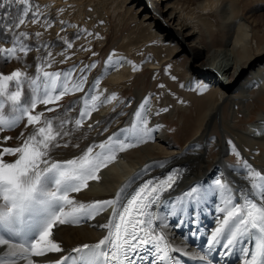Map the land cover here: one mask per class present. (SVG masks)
I'll use <instances>...</instances> for the list:
<instances>
[{
	"label": "snow or ice",
	"instance_id": "snow-or-ice-1",
	"mask_svg": "<svg viewBox=\"0 0 264 264\" xmlns=\"http://www.w3.org/2000/svg\"><path fill=\"white\" fill-rule=\"evenodd\" d=\"M13 2L15 0H4L0 8ZM22 2L27 4L28 0ZM27 11L25 9V13ZM24 22L20 18L15 26ZM68 47L72 45L69 43ZM20 50L27 54L26 46L21 45ZM15 56V47H0V57L5 61ZM111 61L110 56L106 64L111 66ZM133 70H136L135 66ZM10 85L16 90L11 91ZM83 86V78L74 81L71 72L50 73L38 69L36 77H29L19 69L7 75L0 73V132L16 128L25 118V127L34 126L30 135L25 137L21 133L19 146L0 149V264H36L35 257L62 252L61 245L53 239L54 227L94 218L109 207L111 216L107 223L99 225L106 234L94 244L73 248L75 255L61 256L55 264H142L148 257L152 258L149 264H180L173 253L190 256L198 264H213L209 254L215 252L221 258L236 255L238 264H264V173L247 162L244 167L251 190L242 192L238 201L233 199L230 185L218 178L208 189L191 187L177 201L167 202L171 204L168 215L180 216L174 227L188 224L191 236L196 238L200 233L196 207L209 192L219 191L223 195V206L216 209L219 215L215 227L202 237L205 246L200 250L201 254L176 247L167 232L169 225L163 222L157 225L161 217L153 211L164 204L165 193L173 189L182 169H171L165 176H153L137 187H132L136 180L133 176L111 199L92 203L77 201L71 194L88 188L89 181L99 180L101 169L115 161L118 153L147 142L153 131L142 111L147 104L145 98L135 119L128 128L121 129L119 135H110L98 145L88 146L79 156L54 160L51 155L54 149L69 146L58 143L62 136L70 134L64 130L67 121L60 119L55 123L57 118L35 110L38 105L55 104L69 92H80ZM199 90L206 91V86ZM98 102L99 96H91L90 102L84 101L80 119L75 120L76 128L91 115ZM45 111L51 113L56 109L46 107ZM8 139L10 137H3L4 141ZM7 156L15 158L8 161ZM164 163L159 166L164 167ZM147 168L146 165L145 171ZM185 211H189L186 220L182 216Z\"/></svg>",
	"mask_w": 264,
	"mask_h": 264
},
{
	"label": "bare ground",
	"instance_id": "bare-ground-1",
	"mask_svg": "<svg viewBox=\"0 0 264 264\" xmlns=\"http://www.w3.org/2000/svg\"><path fill=\"white\" fill-rule=\"evenodd\" d=\"M173 1L176 0H127L124 3L129 2L132 8L136 9L140 17L138 25H144L149 29L148 33L142 36V42L147 46L150 45L151 41L148 40L151 38L160 42V44L156 42L152 44L158 62L154 59L150 65L159 68L166 58L161 53V45L173 44L170 46L171 53H183L190 58L185 68V88L203 83L212 90L201 114L198 116L199 112H196L198 117H195L198 120L194 136L186 142L184 148L175 145L165 132L166 123L157 120L159 111L153 100L155 94L151 97L147 96V104L142 111L148 121V127L153 129L152 138L143 144H138L144 146L140 151L133 152L134 157L125 153L129 149L118 153L115 161L101 169L98 174L99 180L89 181L88 188L71 195L83 203L111 199L133 176L136 180L132 187H135L138 182L148 177L165 176L171 169H182V174L173 189L165 193L164 204L154 208L153 211L161 217V220L156 222L157 225L161 222L169 225L167 232L172 243L176 247L187 248L191 253L196 242L204 241L202 237L214 229L216 217L219 215L216 209L223 206V195L219 191L209 192L205 200L196 207L195 215L200 221V233L196 238L191 236L188 224L181 228L174 227L179 222L180 216L168 215L171 211V204L167 202L177 201L185 192L190 191L191 187L208 189L218 178L230 185L231 195L234 200L238 201L242 192L251 190L250 181L246 179L247 169L244 163L247 162L253 169L264 173V107L257 113L256 120L246 124L247 126L244 124L245 128L236 127L234 120L221 122V140L216 135L212 137L216 142L217 155L208 159L206 153L212 123L220 114L222 116L224 105H228L233 115L238 111H249L247 101L251 100L253 90L264 96V39H260L261 41L256 39L259 32L264 34V2L256 3L254 7L251 5L252 8L250 7L249 10H241L239 7L236 10L231 6L232 1L239 6L240 3L243 4L249 0H229L227 2H224L225 0H198L197 13L204 15L206 12L215 11L221 32H223L224 41L220 46L209 49L201 43L200 31L192 22L193 18L197 17H192V13H183V9L175 7ZM129 9H131L130 6ZM196 21L201 22L199 18ZM202 25L204 27L203 23ZM206 31L208 32V29ZM212 45L208 44V46ZM110 56L112 57L111 66L106 64ZM110 56L106 58L105 64L99 70H97V64L91 67L95 63L84 61L79 55L57 67L60 71L67 73L69 71L65 68L69 66V69H73L71 71L72 80L79 81L83 78L84 86L80 92H69L55 104L38 105L35 110L44 112L50 118H57L55 123H58L60 119L67 121L64 130L70 134L62 136L58 143L61 145L67 143L69 146L54 149L51 154L54 160H66L79 156L88 146L98 145L110 135H119L120 130L128 128L135 119V113L141 110L140 106L144 104L145 99L140 100L137 92L136 96L131 98L129 107L120 111L117 106L121 99L117 100L116 94H110L104 88V84H101V79L105 78L107 83L117 85L134 71V64L129 58ZM36 76L32 75V77ZM91 96H99L100 102L97 103L91 115L82 121L81 126L76 128L75 120L80 119V109L85 106V100L90 102ZM113 96L114 99H108ZM46 107H54L56 111L48 113L45 111ZM26 124L27 119L25 118L23 127L17 126L14 129L0 132V149L19 146L22 143L21 133H24L26 137L31 134L34 127H25ZM225 134L238 146L242 162L231 164L224 158L232 151ZM3 137H10V139L4 141ZM148 143L150 145H147ZM14 158L6 157L8 161ZM162 162H166L164 167L159 166ZM146 165L148 168L145 171ZM131 190L130 188L129 191ZM109 216H111V207L94 218H83L78 223L57 225L53 229V239L61 245L63 251L35 257L36 264H54L73 248L98 242L106 234V230L99 225L107 223ZM182 216L183 219H188L189 211H185ZM172 255L177 260L179 259V262L184 256L181 253Z\"/></svg>",
	"mask_w": 264,
	"mask_h": 264
},
{
	"label": "rangeland",
	"instance_id": "rangeland-1",
	"mask_svg": "<svg viewBox=\"0 0 264 264\" xmlns=\"http://www.w3.org/2000/svg\"><path fill=\"white\" fill-rule=\"evenodd\" d=\"M124 1L127 0H28L25 4L22 0H15L13 3L5 4L4 8H0V47L5 49L15 47L16 56L7 61L0 57V73L7 75L17 69L29 73V77L33 74L38 75V69L42 72L64 73L57 67L66 64L76 55L84 61L97 64V70L102 69L106 58L110 55L129 58L136 70L132 71L127 79L117 85H112L104 78L101 79V84H104V88L110 94L115 93L117 100L121 99L117 106L120 111L129 107L130 100L136 96V92L140 100L155 94L153 100L159 111L157 120L166 123L165 132L171 141L178 147L184 148L186 142L190 141L195 134L198 120L196 117L207 105L208 96L212 90L206 87V91L201 92L199 89L205 86L203 83L185 88V68L190 58L183 53H171L170 46L173 44L161 45V53L166 58L159 68L150 65L154 59L158 62L152 44L154 42L160 44V42L154 38L149 39L148 41H151L150 45L148 44L149 48L142 42V36L146 35L149 29L144 25H138L139 14L129 2L124 3ZM197 1L176 0L173 1V5L181 7L183 13H192V17L201 20L205 28L201 22L196 21L197 18H193L192 22L198 27L201 35L200 41L204 46L209 49L219 47L224 38L217 13L213 11L206 12L204 15L198 14ZM227 1L229 0L224 2ZM262 2L264 0H249L238 6L232 1L231 6L236 10L238 7L241 10H249L256 3ZM0 3H4V0H0ZM25 9H28L27 13ZM20 18H23L25 22L16 27ZM33 19L36 20L35 23ZM21 33L24 35L21 36ZM37 33L39 35H36ZM263 36L264 34L259 32L257 41L263 40ZM69 43L72 45L71 48L68 47ZM208 44L213 45L208 46ZM21 45L27 47V54L20 50ZM68 67L65 69L71 72L73 69ZM10 90L15 91L16 89L10 85ZM24 91L27 95V84L24 85ZM262 95L253 90L251 100L247 101L249 111L246 112L238 111L232 115L228 105L223 106L222 116L220 114L216 118L217 121L214 120L212 123L210 142H208L206 151L208 159L217 155L216 142L212 137L216 135L221 140V122L234 120L236 127L245 128L256 120L257 113L264 107V96ZM164 109L167 110L164 111ZM5 111L7 112L8 109ZM197 111L198 116H196ZM22 124L23 119L17 126L23 127ZM225 136L228 138L232 151L224 158L231 164L242 162L238 146L227 134ZM143 146L137 145L125 153L134 157L133 152L140 151Z\"/></svg>",
	"mask_w": 264,
	"mask_h": 264
}]
</instances>
